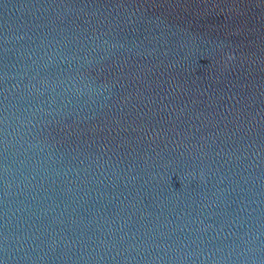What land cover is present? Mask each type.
I'll return each mask as SVG.
<instances>
[{"label": "water", "instance_id": "95a60500", "mask_svg": "<svg viewBox=\"0 0 264 264\" xmlns=\"http://www.w3.org/2000/svg\"><path fill=\"white\" fill-rule=\"evenodd\" d=\"M0 264H264V0H0Z\"/></svg>", "mask_w": 264, "mask_h": 264}]
</instances>
